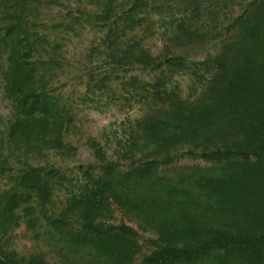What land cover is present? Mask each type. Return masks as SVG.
Instances as JSON below:
<instances>
[{"label":"trees","instance_id":"obj_1","mask_svg":"<svg viewBox=\"0 0 264 264\" xmlns=\"http://www.w3.org/2000/svg\"><path fill=\"white\" fill-rule=\"evenodd\" d=\"M52 1L0 0V82L12 106L0 134V264H47L40 255L5 250L2 240L21 224L36 229L41 220L42 235L65 264H264V0H248L223 28L229 38L201 62L173 51L152 56L136 38L119 44L153 0H105L106 59L114 70L139 65L155 77L122 84L127 96L142 92L149 106L120 153L131 161L128 169L119 170L96 148L99 171L80 166L82 176L73 181L52 166L29 162L50 151H75L64 140L71 110L49 95L43 73L48 62L58 64L55 57L42 58L47 38L38 32L43 5ZM158 1L171 13L191 11L164 21L172 49L206 44V24L200 25L209 14L206 1ZM186 71L193 99L166 88ZM109 80L91 75L87 93L103 94ZM181 158L205 166L177 165ZM56 186L64 191L59 210L52 203ZM113 206L155 233L149 253L133 228L110 223Z\"/></svg>","mask_w":264,"mask_h":264},{"label":"rangeland","instance_id":"obj_2","mask_svg":"<svg viewBox=\"0 0 264 264\" xmlns=\"http://www.w3.org/2000/svg\"><path fill=\"white\" fill-rule=\"evenodd\" d=\"M105 0H53L52 4H44V11L39 19V33L46 36L47 44L41 51L44 60L54 58L57 65L44 66L49 95L67 104L71 110V126L64 135L66 143L74 147L70 156H63L54 151L44 153L39 157L29 158V162L37 165L52 166L59 170L67 180L81 178L80 166H93L97 172L101 162L95 155V149L100 148L104 159L114 162L121 171L127 170L130 160L120 157L122 149L127 147L133 122L143 116L149 106L148 102L137 91L134 97L127 96L122 84L130 77H137L141 82H153L155 72L139 65L126 67L125 70H114V66L106 59L107 49L101 45L106 34L105 24L101 20L102 3ZM208 15H205L200 25L206 24L208 35L204 45L182 50L172 49L168 41L171 32L164 26V21L180 19L191 12L173 13L163 7L161 2L153 0L151 7L143 15L140 25L132 30L127 29L126 35L119 44L127 39H138L141 45L152 55L159 56L165 51L182 54L188 62H201L212 58L229 38L230 33H224L223 28L233 18L243 12L248 0H204ZM219 3L221 4H218ZM117 4L128 5L130 0H116ZM224 3L226 5H224ZM175 7V6H174ZM170 46V47H169ZM92 52V53H91ZM43 69V68H42ZM91 75L95 79L109 75L110 80L103 85L101 92L93 98L87 93L86 87ZM166 88L174 90L183 99H193L190 71L178 73L166 82ZM93 100V104L91 101ZM95 102V103H94ZM153 107V106H152ZM160 107L156 104L154 109ZM12 110L11 102L3 95L0 82V134L5 130ZM121 149V150H120ZM177 165H201L200 160L181 158ZM99 171V170H98ZM69 185L68 181L65 185ZM64 191L56 186L53 190L52 203L56 210L63 205ZM110 223L125 224L138 233V242L144 254L152 249L150 242L156 239L151 231L140 229L135 219L126 218L120 210L113 206ZM41 220L36 229H29L25 224L9 232L2 240L5 250L16 252L20 256L40 255L47 264H65L56 251L42 235ZM136 260H140V255Z\"/></svg>","mask_w":264,"mask_h":264}]
</instances>
